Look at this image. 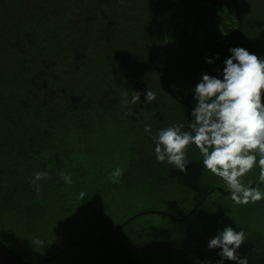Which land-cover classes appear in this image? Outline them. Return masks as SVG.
Here are the masks:
<instances>
[{
    "label": "trees",
    "instance_id": "trees-1",
    "mask_svg": "<svg viewBox=\"0 0 264 264\" xmlns=\"http://www.w3.org/2000/svg\"><path fill=\"white\" fill-rule=\"evenodd\" d=\"M2 1L11 2L9 14L28 11L30 14L28 23L37 19L32 12L35 7H39L36 2L0 0V3ZM251 1L253 3V0ZM212 2L205 5L210 7ZM241 2L243 3L244 0ZM169 7L173 9L169 3H165L160 6L159 12L152 11V13L159 16L168 14ZM147 9L149 8L146 6H140L137 14L148 15L150 11H143ZM217 13L225 16L222 25H218V28L209 27L206 32L207 44L197 42L194 44L193 52L187 54L183 73L188 71L193 78L186 81L180 89L174 90L172 94L166 92L164 95H159L154 89L144 86L145 94L141 95L140 102H147L145 96L146 90L149 89L156 94L157 100L152 102L158 107L161 105L158 101L165 97H170L172 100L171 111L179 101L186 103L185 100L188 99L190 103V100L194 99V89L201 82L202 75L208 74L217 78L223 69L221 62L227 59L228 53H231L224 50L230 44V36L233 33H240V36L244 37L250 23H257L259 28H264V18L255 21L247 14L242 16L243 19H236L235 9L232 7H221ZM165 20L167 27L165 31L163 30L164 34L160 41L161 53L172 59L181 50L182 43L189 37V32L187 33L184 23L177 20L174 23L169 18L160 19L158 22L156 20L153 25L154 31L158 30L159 24ZM57 21L56 16L50 14L47 27L48 24L53 25ZM142 30L145 35L139 38L145 39L147 31ZM25 35L28 39L33 37L28 31H25ZM26 36L20 35L25 38ZM4 38V45H0L2 54L11 51L15 44L5 35ZM39 40L40 38L38 42ZM243 41L246 44L257 42L245 38ZM248 46L251 47V44ZM91 47L97 50L100 48L97 45ZM29 49H32V45H29ZM83 49L84 46L75 49L77 53L75 69L80 81L85 79V75H81V66H91L94 59ZM127 53L125 50L116 55L119 64L125 63L123 59L125 60L126 56L131 58ZM256 56L264 60V50ZM114 60L115 57L110 55L105 64L109 65ZM208 60L212 63H208ZM152 61L153 59H150L149 63ZM99 62L102 64L101 58ZM41 64L45 72L49 67L43 57ZM62 64L64 65L65 62ZM155 66L158 67V64L155 63ZM143 68H148V62L142 64L141 69ZM6 76L0 66V230L4 232L3 237L6 240L35 255L39 259L35 264L44 260H47L44 264H149L158 256L164 257L161 264H166L170 258L171 261L167 264H177L176 258L168 255L167 249H163L164 252L161 253L159 247L151 252L150 246L153 247L152 243L161 237V239L165 237L164 242L168 240V244L172 247L174 241L176 245L181 246L182 250L178 252V256L185 260L186 264H193L192 262L236 264L235 261H222L219 255L221 249L208 247V242L226 227H232L237 232L243 231L245 234L244 244L237 250L240 259H246L248 264L264 262V199L255 203L235 204L222 178L203 167V155L198 148L196 151L187 150L189 163L186 172L171 167L167 162H164L167 167L162 171L158 170L159 166L156 164L140 166L142 155L136 159L130 151L133 146L129 145L127 136L129 133H136L134 142L142 144L141 130L145 136L149 134L144 131L146 125L138 123V120L131 122L126 115L119 116L118 120L114 116V112L133 114V107L124 105L130 99V95L120 97L119 105H124L123 107L110 100L108 94L102 95L97 103L95 100L86 102L80 115L73 116L71 112L64 111L69 114L68 118H64L60 113L50 114L52 109L50 110L44 96L51 93L46 84H41L38 90H35L30 82L19 80L17 73L13 75V79L7 81ZM132 92H136V88L132 87ZM123 96L127 97V100ZM101 99L104 101L101 102ZM195 107L196 105L190 109ZM123 108L126 109L121 110ZM139 109L147 110L142 107ZM149 109L154 110L153 107ZM61 120L69 121L62 123ZM107 123L113 127H107ZM57 126L65 127L68 132L65 135L57 133ZM156 126H151L154 131L170 127H164L162 124ZM76 128L77 131H74ZM121 128L126 132L123 133L122 138H112L111 131L114 129L121 131ZM74 135L80 137V141L73 148L65 143L69 138L75 137ZM67 136L68 139L65 140ZM102 143L114 149L109 159L97 155ZM125 149L127 154L123 153ZM129 152L133 154L132 158ZM258 160L257 155L256 166L241 178V182L246 187H257L254 184L261 183ZM126 164L130 168L138 165L140 170L132 174L122 173L114 183L110 174L116 168H125ZM147 166H152L151 175L144 171ZM37 171H47L49 174L46 179L38 182L39 191L36 190V185L30 182ZM61 172L71 175V184L64 182ZM156 173L162 174L156 176ZM127 186L129 189H137L127 194L123 192ZM259 188L264 192V183ZM138 189L141 190L138 193L140 202L154 198L160 203H170L180 208L181 214L141 210L126 219H121L118 224H113V219L121 214V210L129 200H133L132 196L138 198L136 193ZM81 192L86 194L83 199L80 197ZM212 196L216 198L212 200ZM184 201L186 203L182 205ZM195 206L197 208L191 211ZM256 223H263L262 228ZM117 227L120 228L116 230ZM256 227L259 231L255 230ZM73 231L77 234L88 233L89 239L72 242L63 239L66 234ZM254 232L256 238L260 239L259 244L257 242L253 244ZM149 235H152L154 241H147ZM37 239L43 241V245L36 244ZM66 244L70 246L59 256L54 257V254ZM51 245L54 247L48 251ZM259 250L261 252H258ZM150 254L148 263L141 260V258L146 259ZM193 256L195 258H192Z\"/></svg>",
    "mask_w": 264,
    "mask_h": 264
},
{
    "label": "rangeland",
    "instance_id": "rangeland-1",
    "mask_svg": "<svg viewBox=\"0 0 264 264\" xmlns=\"http://www.w3.org/2000/svg\"><path fill=\"white\" fill-rule=\"evenodd\" d=\"M31 1L36 2L39 6L32 10L33 15L37 17L32 23H28L27 21L30 17L28 11L25 13L14 12L16 15H14V13L12 15L9 14V11H11V2L2 1V3H0V31H3L0 32V45H4V35L10 42L15 43L11 51L8 50L5 54H2V51L0 52V66L9 77L6 76V81L7 79H13V75L17 73V78L19 80H23L22 82L26 83L30 82L35 90H38V86L41 84H46L51 95L44 97H46L50 110L52 109L51 115L60 113L62 116L64 115V118H68L69 114L67 112H71L73 116L80 115L86 102L90 103L95 100L97 103L102 95L108 94L110 97L109 99L114 100L119 107L128 104L134 109L133 114L132 112H124L125 114L114 112V116L117 117V120L119 116L126 115L131 122H137L138 120V123L142 125H151L152 127L155 125L158 127L159 124H162L164 127L182 124L183 126L185 125L184 130L186 131H190L189 125L193 119L191 113L194 110V108L191 110L190 107L196 105L195 99L190 100L191 105L188 99L185 100L186 103L179 101L177 106L172 107V111L170 108L172 102L170 97H165L163 100L158 101L161 103L159 107L155 105L156 103L154 104V102H140V100L133 105L130 103L131 97L134 94L132 92V87L133 89L136 88V92L141 93V95L145 94L143 90L144 86H149L159 95H164L166 92H168L167 94H172L174 90L180 89L186 81L192 79L193 76L191 73L188 71L183 73L187 54L193 52L195 43L202 42L207 44L206 32L209 27L215 26L218 28V25H222L225 16L217 13L219 8H234L236 19H243L242 16L247 14L248 17L255 19V21H261L264 18V0H253V3L251 0H244L243 3L241 0ZM211 1H213L212 5L207 7L205 4H210ZM165 3H169L170 6L173 7V9L169 7L168 14L164 13L162 16H159L152 13V11L159 12L160 6ZM140 6L149 8L143 10L150 11L148 15H142V13L141 15L137 14V9ZM241 7L243 9H241ZM50 14L56 16L58 21L53 25L48 24L47 27ZM164 18H169V20H173L174 23L176 20L184 23L187 27V33L189 32V37L182 43L181 50L177 52V56L172 59L170 57H165L161 53L162 45H160V41L167 27L166 20L159 24L158 30L154 31L153 27L156 20L158 22L160 19ZM142 29L147 31L145 39L139 38L145 35ZM25 31H28L33 37L28 39L25 35ZM20 35L26 36V38L20 37ZM18 37L20 38L18 39ZM36 37L40 38L39 42ZM244 38L246 40H257L256 43L258 44L256 45L254 41L246 44L243 41ZM229 43V46L224 49L225 51H229L231 48H244L249 53L258 55L264 50V28H259L257 23H250L244 37L240 36V33H233L229 38ZM250 44L253 48L248 46ZM29 45H32V49H29ZM93 45H97L98 47L102 45V47L99 50L92 49L91 46ZM80 46H84L86 52L94 57L91 66H81V75H85L83 81H80V78L78 79L79 76L76 75L77 71L75 69V67H77V53L75 49ZM22 47L23 50H21ZM125 50H127V54L130 55L131 58L126 56L125 60L123 59L125 63L119 64L116 55L121 54V51ZM110 55L115 57L114 62L109 65L105 64ZM227 56V59L230 58L231 53H228ZM42 57L49 67L46 68L47 70L45 72L41 64ZM100 58L102 59V64L99 62ZM150 59H153L152 63H149ZM225 60L226 59L222 60L223 69L217 76V78L221 80H223ZM63 62H65L64 65L62 64ZM146 62H148V68L141 69L142 64ZM155 63L158 64V67L155 66ZM19 71L21 72L18 73ZM76 79L78 80L76 81ZM122 95H130L131 97L127 100V97L123 96L127 101L126 104L121 106L119 105V99ZM176 99L178 98L176 97ZM100 101L103 102L104 100L101 99ZM262 103H264V95H262ZM140 107L147 110L144 111L139 109ZM150 107H153L154 110L152 111L149 109ZM125 109L126 108H123L121 110ZM61 121L62 123H67L69 120ZM172 122L175 123L173 124ZM106 126L113 127L110 123H107ZM152 127L151 133L147 134V136H145L139 128L141 130L140 136L143 140L142 144L134 142L136 136L134 132L128 134L127 141L130 146H133L130 151L136 156V159L142 155V159L139 161L140 166L156 164L159 166L158 170L162 171L166 169L167 165L157 162L155 144L152 139L160 129L154 131ZM56 129L59 134L65 135L68 132L63 126H57ZM77 129L78 128L74 129V131H77ZM111 132H113L111 133L112 138H122L125 131L123 132V128H121V131L114 129ZM67 139L68 136L67 138L65 137V140ZM79 141L80 137L75 136L69 138L65 144L73 147L76 146ZM128 147L129 146H127V148ZM188 149L197 150L195 145H190ZM111 152H114V149L102 143V148L97 151V155L109 159ZM131 152H129L130 158L133 157ZM123 153L127 154V149H125ZM126 165L125 168H122V173L132 174L140 170L138 165L132 168L128 167V164ZM170 166L173 167L172 165ZM144 169L148 175L152 173V166H147ZM153 174L155 175L154 172ZM156 174V176H159L162 173ZM136 189L137 188L129 189L127 186V189L125 191L123 190V192L128 194L131 191H136ZM140 191L141 190L138 189L136 192L138 198L132 196L133 200H129L127 205L121 210V214L113 219V224H118L117 222L121 219H126L131 214L141 210H147L148 212L151 210L163 211L172 215L181 214L180 208L170 203H160L154 198L147 201L141 200L140 202V195H138ZM148 196L150 197L151 195ZM215 198V196L211 197L212 200ZM185 203L184 201L182 205ZM149 218L150 217H148L147 220H149ZM256 224H259L261 228L263 226V223ZM255 230L259 231L257 227ZM3 234L4 232L0 230V242L17 253V255L32 264H35V262L39 260L35 255L28 253L27 250L15 246L14 242L6 240ZM161 238H158L156 242H151L153 245V247L150 246L152 249L151 252L156 251L159 247L161 253L167 249L169 252V254H167L176 258L177 264H186V261L178 256V252L182 250L181 246L176 245L174 241V247H172L171 244H168V240L164 242L165 237L163 239ZM63 239H66L68 242L88 240L89 234H77L76 231H73L66 234ZM252 240L253 244L256 242L259 244L260 239L256 238L255 232ZM147 241H154L152 235L147 236ZM53 247L54 245H51L47 250L51 251ZM258 252H261V250ZM150 257L151 254L148 255L146 259L141 258V260L148 263ZM192 258L195 257L193 256ZM163 259L164 257L158 256L149 264H161ZM169 261H171V258ZM191 261H193V259H191ZM192 263L197 264L196 262ZM259 264H264V262Z\"/></svg>",
    "mask_w": 264,
    "mask_h": 264
},
{
    "label": "clouds",
    "instance_id": "clouds-1",
    "mask_svg": "<svg viewBox=\"0 0 264 264\" xmlns=\"http://www.w3.org/2000/svg\"><path fill=\"white\" fill-rule=\"evenodd\" d=\"M229 51L231 57L224 62L223 80L204 74L194 89L196 107L191 113L190 131L184 130L182 124H174L160 129L152 139L157 162H167L181 172H186L189 163L188 147L195 145L203 155V167L222 178L231 200L239 205L264 199L259 186L246 187L241 182L256 166L258 155L260 181L264 183V60L244 48ZM133 93L130 103L135 105L141 93ZM155 99L156 94L147 89L145 100ZM144 131L151 133V126L146 125ZM122 171L116 168L110 174L114 183L122 176ZM48 175L47 171L34 173L30 182L36 185L37 191L38 182ZM60 175L66 184L72 183L70 174L61 172ZM85 195L81 192V199ZM244 238L243 231L226 227L208 242V247L221 249L222 261L248 264L237 255ZM35 243L43 245L39 239Z\"/></svg>",
    "mask_w": 264,
    "mask_h": 264
},
{
    "label": "water",
    "instance_id": "water-1",
    "mask_svg": "<svg viewBox=\"0 0 264 264\" xmlns=\"http://www.w3.org/2000/svg\"><path fill=\"white\" fill-rule=\"evenodd\" d=\"M262 183H256L254 186H260ZM220 192H223L221 189H218ZM228 193V192H227ZM197 206H195L191 211L195 210ZM190 212L188 213V215ZM120 228L117 227L116 230ZM70 244H66L60 251L54 254V257L59 256L64 250H66ZM47 260L41 261L38 264H44ZM0 264H32L29 261L23 259L17 253H15L13 250L8 248L5 244L0 242Z\"/></svg>",
    "mask_w": 264,
    "mask_h": 264
},
{
    "label": "flooded vegetation",
    "instance_id": "flooded-vegetation-1",
    "mask_svg": "<svg viewBox=\"0 0 264 264\" xmlns=\"http://www.w3.org/2000/svg\"><path fill=\"white\" fill-rule=\"evenodd\" d=\"M101 47H102V45L100 46V48H101ZM100 48H99V49H100ZM99 49H98V50H99ZM101 51H102V50H101Z\"/></svg>",
    "mask_w": 264,
    "mask_h": 264
}]
</instances>
